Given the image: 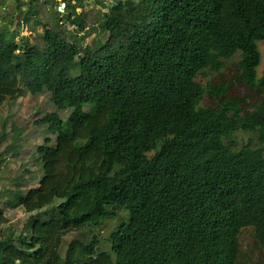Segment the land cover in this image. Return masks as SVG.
I'll list each match as a JSON object with an SVG mask.
<instances>
[{
  "label": "trees",
  "instance_id": "trees-1",
  "mask_svg": "<svg viewBox=\"0 0 264 264\" xmlns=\"http://www.w3.org/2000/svg\"><path fill=\"white\" fill-rule=\"evenodd\" d=\"M58 2L56 15L83 28L76 5ZM17 3L0 29V107L49 93L56 112L37 124L56 139L36 149L37 187L9 202L28 215L18 235L0 211V264H239L248 228L264 254V0H120L102 15L108 39L96 50L46 26L41 45L16 41ZM238 133L254 141L238 145ZM114 209L129 219L108 234L109 251L93 236L60 254L65 236Z\"/></svg>",
  "mask_w": 264,
  "mask_h": 264
},
{
  "label": "rangeland",
  "instance_id": "rangeland-1",
  "mask_svg": "<svg viewBox=\"0 0 264 264\" xmlns=\"http://www.w3.org/2000/svg\"><path fill=\"white\" fill-rule=\"evenodd\" d=\"M18 1L21 3L20 8L23 13L20 21H23L24 18L27 21L22 22L16 41L22 38L27 39L31 44L41 45L42 26H46L57 32L64 40L76 42L81 50L84 47L96 50L103 46L108 39V35L102 30V15L107 13L106 8L120 0H70L77 7L76 14L82 17L83 28L81 29L72 26L64 16L61 18L60 14L56 15L54 9L56 6L59 7L58 0L56 2L55 0ZM17 5H19L17 0H0V29L10 23L7 21L10 16L15 19L20 16V12L16 13ZM27 5L33 6L30 15H25ZM58 11L60 13V10ZM258 49L261 54V62L256 71L257 76L260 77L264 70V44L262 42L258 43ZM236 61L237 57L233 58L221 71L225 77H232ZM233 83L234 95H244L245 89L238 81L234 80ZM90 107L87 105L84 111L88 112ZM54 112L56 110L51 102V96L47 92L38 96L26 94L14 101L8 100L0 107V134L5 129L7 135L6 140L0 145V211L6 219L2 228L8 233L18 235L24 229L28 215L21 208L12 209L9 202L12 200L14 191L26 193L29 189L37 187L42 176V169L36 149L44 143L45 139H49L50 145L54 146L56 139V136L48 132L47 126L38 125L37 121ZM69 113V109L57 112L63 121L68 118ZM250 141H254L250 134L238 133L236 135L238 145ZM58 203L59 201H55L48 210L41 212L42 218L50 215L52 210L55 213ZM112 211L115 216L105 220L100 227L86 226L65 236L60 254L64 255L67 244L71 240L78 239L86 243L93 236H96L100 241V251H109L110 245L105 240L108 234L115 230L120 223H126L129 219V214L124 209ZM238 261L239 264H264V254L254 246L252 229L248 228L240 233Z\"/></svg>",
  "mask_w": 264,
  "mask_h": 264
}]
</instances>
